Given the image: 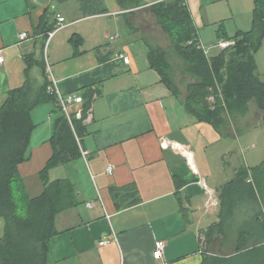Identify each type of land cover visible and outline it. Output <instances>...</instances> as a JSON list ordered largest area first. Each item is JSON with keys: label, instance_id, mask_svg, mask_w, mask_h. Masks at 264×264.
<instances>
[{"label": "crops", "instance_id": "crops-1", "mask_svg": "<svg viewBox=\"0 0 264 264\" xmlns=\"http://www.w3.org/2000/svg\"><path fill=\"white\" fill-rule=\"evenodd\" d=\"M158 1L0 0V107L28 78L41 86L53 77L64 95H82L83 102L70 105L72 116L90 103L81 137L72 125L82 156L50 170L51 180L74 184L76 203L55 218L46 264H203L206 253L218 254V240L206 251L203 239L219 221L222 187L240 169L252 170L231 157L232 137L245 130L250 109L255 121L249 126L264 125L263 113L252 101L246 114L224 113L214 125L187 111V84L175 94L148 57L150 44L163 46L144 28ZM186 3L209 48L220 29L233 37L253 27L256 0ZM58 14L67 25L48 39ZM153 28L159 30L158 24ZM206 28L214 30L211 39ZM21 32L29 37L21 40ZM26 57L45 65L28 69ZM256 62L264 80V38ZM56 109L47 101L32 111L29 158L19 166L30 197L43 191L39 174L54 152ZM103 239L109 242L101 245ZM157 240L166 244L162 258L153 255Z\"/></svg>", "mask_w": 264, "mask_h": 264}, {"label": "trees", "instance_id": "trees-1", "mask_svg": "<svg viewBox=\"0 0 264 264\" xmlns=\"http://www.w3.org/2000/svg\"><path fill=\"white\" fill-rule=\"evenodd\" d=\"M128 5L129 0H118ZM132 5H137L136 0ZM158 23L171 39L173 50L185 61V71L191 76L187 84L186 109L198 120L217 124L224 113L246 114L252 101L263 113L264 80L258 74L256 53L264 38V0H256L254 24L248 31H238L229 37L220 29L219 37L234 39L235 44L213 56H207L198 45V30L186 0H160L151 5ZM54 27L48 30H53ZM149 60L175 94L180 87L173 78L170 50L161 45H149ZM28 69L45 62L26 57ZM50 81L36 86L26 83L9 91L0 107V220L4 232L0 236V264H46L48 240L57 232L58 213L76 203V190L68 178L50 179V170L62 163L80 158L82 152L72 125L64 114L55 94L48 92ZM211 97L215 99L211 101ZM51 101L59 112L51 138L53 155L40 171L41 194L30 197L19 166L29 158L32 133L36 124L32 111ZM90 103L73 114L78 134L85 132ZM114 195L119 196L115 190ZM219 221L204 232L206 251L215 240L227 237L242 213L248 222H259L264 229V162L252 170L240 169L221 190ZM248 225L238 230L236 246L231 255L208 254L203 264H264V241L251 243ZM218 242V241H217Z\"/></svg>", "mask_w": 264, "mask_h": 264}, {"label": "rangeland", "instance_id": "rangeland-1", "mask_svg": "<svg viewBox=\"0 0 264 264\" xmlns=\"http://www.w3.org/2000/svg\"><path fill=\"white\" fill-rule=\"evenodd\" d=\"M153 18V19H151ZM146 26H144L146 30L147 36H149L151 39H153L154 42H158L162 44L164 47L168 48L170 50V61L173 66V78L178 83V85L186 86L191 80V76H189L185 71V61L172 49L173 44L171 42L170 37L167 33L162 29L161 25L157 23L156 15L153 13V16L150 17V19H146ZM158 24L159 30H155L153 28V24ZM223 26H226V23H222ZM214 27V26H213ZM206 36L208 39H211V35L214 30L212 28H206L205 30ZM151 33V34H150ZM202 31V36H203ZM153 35V36H152ZM159 36V37H157ZM204 37V36H203ZM220 39V38H219ZM216 37H213V43H207V45H210V48L205 45V47L208 49V52L210 55L213 53V55L219 53L221 51V47L217 45V42L219 41ZM216 43V44H214ZM213 51V52H211ZM212 102L215 101V99H211ZM41 106V105H40ZM45 107H41L40 110H43ZM47 113H45L46 115ZM249 123H247V126L245 127V130L242 131L240 129V136L238 138L232 137V153L231 157L236 158L237 160H240L241 163H247V166H249L251 169L256 167L257 165H260L264 162V125H254L252 124L249 126L250 123L255 121V113L252 109H250L249 112ZM47 118L45 117V120H42L40 122V126L44 127L46 126ZM242 131V132H241ZM236 165V164H235ZM233 166L230 167V172L228 171L229 177L233 176ZM248 225L247 229L251 230V235L253 236L251 239V243H258L261 241H264V229L261 223L259 222H248L245 215L242 213L239 215L238 220L236 223L232 226V228L229 230L227 237L222 238L218 240L217 242V252L221 255H231L234 253V248L236 246V239L238 230L242 227H245ZM4 232V221L0 220V236ZM205 240V238H204Z\"/></svg>", "mask_w": 264, "mask_h": 264}, {"label": "built area", "instance_id": "built-area-1", "mask_svg": "<svg viewBox=\"0 0 264 264\" xmlns=\"http://www.w3.org/2000/svg\"><path fill=\"white\" fill-rule=\"evenodd\" d=\"M57 25L56 27L49 31L47 34L48 39L50 37H52L56 31H58L59 29L65 27L67 25V21L66 18L64 16H62L61 14L57 15ZM29 37V34L27 32H21L20 33V39L24 40L26 38ZM117 37V35H113L110 38L111 39H115ZM198 45L200 48H202L205 52V54L209 57V52L208 49L205 47V45L203 44V42L201 41L199 35H198ZM235 44V40L234 39H225V38H221L219 39V41L217 42V45L219 47H221V49H225V48H229L231 46H233ZM118 57L122 58L126 63L130 62V58L128 56H126L123 53H119L117 55ZM5 61V56L2 53V50H0V65L2 63H4ZM48 92L51 94H55L58 98L59 104L62 107V110L64 112V114L66 115L67 119L69 120L70 124L73 125V117H72V113L70 112V105L73 103H81L83 102V96L82 95H78V94H68V95H64L63 93L60 92V90L57 87V83L55 81V79L52 77L50 79V84L48 85ZM211 99H214L213 97H211ZM84 155H87L88 152L86 150H82ZM114 170V166L110 165L107 168L108 173H112ZM109 240L108 239H103L100 244L104 245L106 243H108ZM165 241L164 240H157L155 243V250H154V257L155 258H162L163 257V253H164V249H165ZM162 264H169L168 262L164 261Z\"/></svg>", "mask_w": 264, "mask_h": 264}]
</instances>
